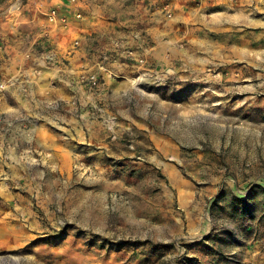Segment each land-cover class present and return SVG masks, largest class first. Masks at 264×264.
I'll return each instance as SVG.
<instances>
[{
  "label": "rangeland",
  "instance_id": "obj_1",
  "mask_svg": "<svg viewBox=\"0 0 264 264\" xmlns=\"http://www.w3.org/2000/svg\"><path fill=\"white\" fill-rule=\"evenodd\" d=\"M202 6L90 37L112 55L100 87L45 103L36 142L31 120L0 138V264L250 263L264 244V0Z\"/></svg>",
  "mask_w": 264,
  "mask_h": 264
},
{
  "label": "crops",
  "instance_id": "obj_2",
  "mask_svg": "<svg viewBox=\"0 0 264 264\" xmlns=\"http://www.w3.org/2000/svg\"><path fill=\"white\" fill-rule=\"evenodd\" d=\"M62 1L0 0V83L4 85V89L0 90V116H24L33 121L29 131L35 142L39 139L45 103L69 94L74 69L88 61L86 48L90 37L132 38L128 35V27L138 23L143 25L137 17L143 19L146 15L142 1L99 0L89 4V19L78 24L72 22L67 30L53 31L44 18L53 6L62 7V13L72 20L67 4ZM136 10L140 11V15L131 17L137 14ZM155 21L162 24L156 19L150 25H154ZM46 35L50 37L51 47L55 43L60 54L65 53L73 39L79 40L78 50L71 57L72 66L64 69L62 78L56 65L43 61V54L48 50L44 44ZM140 81V77L135 78L131 84L136 86ZM44 119H49V116H44ZM20 126L22 124L16 127L18 131ZM21 132L24 134V131ZM253 253L255 256L250 258L249 264H264V244L255 246Z\"/></svg>",
  "mask_w": 264,
  "mask_h": 264
},
{
  "label": "built area",
  "instance_id": "obj_3",
  "mask_svg": "<svg viewBox=\"0 0 264 264\" xmlns=\"http://www.w3.org/2000/svg\"><path fill=\"white\" fill-rule=\"evenodd\" d=\"M131 1H142L145 7L146 15L142 19V23L152 24L154 20L159 19L162 22H169L175 17V13L180 9H190V8H201L203 3L207 0H131ZM230 2L232 0H229ZM67 8L71 12L72 20L69 19L65 14L62 13V7H52L46 14V21L53 31L57 30H67L72 22L80 23L86 21L90 17L89 4L84 0H65ZM135 37H138L140 33H132ZM48 35V34H47ZM44 37V44L47 46L48 50L43 54V61L49 65L54 64L56 68L62 73L64 69V64L61 61L59 52L56 46L51 47V40L48 36ZM54 45V44H53ZM79 47V40L73 39L68 45V49L65 51V56L67 59L77 52ZM116 48V47H115ZM126 56L131 58L134 57V53L131 49L126 50ZM110 57L112 55H107L100 49L91 47L88 50V61L82 62L77 68L74 69V78L69 82V86L77 85L79 87H86L88 89H97L100 87L101 81L104 79L102 74L107 72L110 67ZM139 62H142L141 60ZM58 64V66H57ZM72 64V62H71ZM60 66V67H59ZM4 89V85L0 83V90ZM47 104L58 107L59 103L57 101L47 102ZM74 104V101L70 103ZM29 121L28 118L24 116H14L11 118H5V116H0V138L4 139L9 137L13 132L14 127ZM18 132V131H17Z\"/></svg>",
  "mask_w": 264,
  "mask_h": 264
}]
</instances>
